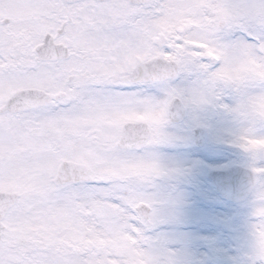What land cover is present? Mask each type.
<instances>
[{
    "label": "snow or ice",
    "instance_id": "snow-or-ice-1",
    "mask_svg": "<svg viewBox=\"0 0 264 264\" xmlns=\"http://www.w3.org/2000/svg\"><path fill=\"white\" fill-rule=\"evenodd\" d=\"M244 61L264 65V0H0V264H180L155 229L178 202L162 184L187 170L158 149L188 138L138 117L168 105L209 127L226 96L264 95L221 90Z\"/></svg>",
    "mask_w": 264,
    "mask_h": 264
},
{
    "label": "rangeland",
    "instance_id": "rangeland-1",
    "mask_svg": "<svg viewBox=\"0 0 264 264\" xmlns=\"http://www.w3.org/2000/svg\"><path fill=\"white\" fill-rule=\"evenodd\" d=\"M157 95L162 98L163 94L157 93ZM224 102L233 104L235 100L231 96H226ZM200 117L209 125L206 146L202 149L192 146L190 127L193 123L189 115L184 126H169L170 131L186 136L188 139L162 145L158 149L165 163L187 170L178 178L164 182L173 185L177 193L174 196L178 198L176 205L166 213V220L168 224L171 219L183 222L184 232L182 235L165 232L160 236L168 247L179 252L180 264H249L250 260H243L242 254L251 255L253 249L250 230L253 219L251 217L253 199L249 200L244 207L245 213L250 215L246 223L247 230L236 231L234 219L231 240L227 244L225 214L228 205L217 196L205 174L209 168L223 167L236 161L250 163L252 166L254 164L264 166V158L257 159L253 163L248 154L229 143L232 132L238 127L237 122L231 118V114L222 109L209 108L202 112ZM154 119L152 114H147L148 121L151 122ZM168 125L169 123L164 127ZM257 132L264 134V127H258ZM258 171H264V168ZM230 208L234 217L241 214L238 206L232 205Z\"/></svg>",
    "mask_w": 264,
    "mask_h": 264
},
{
    "label": "clouds",
    "instance_id": "clouds-1",
    "mask_svg": "<svg viewBox=\"0 0 264 264\" xmlns=\"http://www.w3.org/2000/svg\"><path fill=\"white\" fill-rule=\"evenodd\" d=\"M223 82L221 90L231 87L233 91L242 86L246 81L264 80V65L251 61H244L232 67H225L218 74ZM225 92V95H228ZM211 103V102H209ZM151 123L163 127L172 119V113L168 105L162 106L155 113ZM231 118L237 122L238 127L231 134L232 143L243 153L248 154L253 163L264 158V135H257L258 127L264 126V95L260 99L250 102L247 98L237 97ZM255 247L264 250V222L256 228Z\"/></svg>",
    "mask_w": 264,
    "mask_h": 264
},
{
    "label": "water",
    "instance_id": "water-1",
    "mask_svg": "<svg viewBox=\"0 0 264 264\" xmlns=\"http://www.w3.org/2000/svg\"><path fill=\"white\" fill-rule=\"evenodd\" d=\"M184 114L185 112L181 110L170 121H179L183 118ZM200 130L195 134L197 145L203 143V133ZM208 176L213 181L215 189L220 196L234 202L244 200L249 195L254 183L251 170L237 165L231 166L229 169L211 170Z\"/></svg>",
    "mask_w": 264,
    "mask_h": 264
},
{
    "label": "flooded vegetation",
    "instance_id": "flooded-vegetation-1",
    "mask_svg": "<svg viewBox=\"0 0 264 264\" xmlns=\"http://www.w3.org/2000/svg\"><path fill=\"white\" fill-rule=\"evenodd\" d=\"M138 119L147 121V115H141L140 117H138ZM186 120H187V118L183 119L179 123V125H183L184 126V123H185ZM190 129H191V127H190ZM190 132H192V130ZM241 163L244 164V165L248 164V163H243V162H241ZM172 186L173 185L171 183H167V184L163 183L162 184V190L164 192H166V193L167 192H171L173 195H175L177 193H176V190L173 189ZM227 203H228V206H227L226 214H225V230H226V243L228 244V242H230V240H231V231H232L234 222L232 220L233 215L231 213V208H230V204L231 203H229V202H227ZM177 213H178V210H177ZM234 219H236V227H235L236 231L242 232L243 230L246 229V227H247L246 223H247V219H249V216L239 215L237 217H234ZM174 220L175 219H171L169 224H168L167 220H165L164 222H162L159 225H157L155 231L158 234H164L166 232V233H175V234H181L182 235L183 232H184L183 222H178L177 219L175 221ZM162 225H164V226H162ZM168 225H169V227H168ZM163 227H165V229H163ZM160 228L162 230H160ZM169 229H172V230H169Z\"/></svg>",
    "mask_w": 264,
    "mask_h": 264
}]
</instances>
